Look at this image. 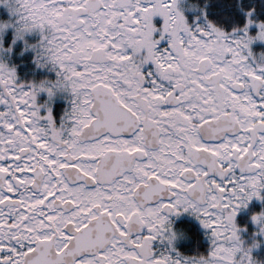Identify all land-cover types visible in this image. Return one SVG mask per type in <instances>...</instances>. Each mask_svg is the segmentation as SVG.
<instances>
[{"label":"snow or ice","instance_id":"obj_1","mask_svg":"<svg viewBox=\"0 0 264 264\" xmlns=\"http://www.w3.org/2000/svg\"><path fill=\"white\" fill-rule=\"evenodd\" d=\"M0 264H264V0H0Z\"/></svg>","mask_w":264,"mask_h":264}]
</instances>
